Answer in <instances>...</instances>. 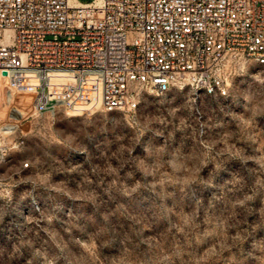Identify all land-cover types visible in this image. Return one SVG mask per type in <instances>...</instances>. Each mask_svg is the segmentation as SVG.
<instances>
[{
    "label": "rangeland",
    "instance_id": "374dc122",
    "mask_svg": "<svg viewBox=\"0 0 264 264\" xmlns=\"http://www.w3.org/2000/svg\"><path fill=\"white\" fill-rule=\"evenodd\" d=\"M43 79L58 104L36 113ZM43 79L0 81V264H264L261 67L226 96L144 90L135 112L102 111L97 73Z\"/></svg>",
    "mask_w": 264,
    "mask_h": 264
},
{
    "label": "built area",
    "instance_id": "2783aa9c",
    "mask_svg": "<svg viewBox=\"0 0 264 264\" xmlns=\"http://www.w3.org/2000/svg\"><path fill=\"white\" fill-rule=\"evenodd\" d=\"M247 62L264 70V0H0V81L21 69L97 72L107 113L137 111L144 90L226 96ZM45 81L28 93L36 113L58 104Z\"/></svg>",
    "mask_w": 264,
    "mask_h": 264
},
{
    "label": "bare ground",
    "instance_id": "6f19581e",
    "mask_svg": "<svg viewBox=\"0 0 264 264\" xmlns=\"http://www.w3.org/2000/svg\"><path fill=\"white\" fill-rule=\"evenodd\" d=\"M15 71H17V70H15ZM56 71H58V72H60V71H66V70H56ZM53 72V71H52ZM85 72H90V71H85ZM94 73H97V72H94ZM99 76H100V78H101V88H93L94 90H97L96 91V93H98V94H100L101 93V99H102V104H103V88H104V84H103V78H102V76L100 75V73H97ZM95 84V83H94ZM19 111H22L21 109H19Z\"/></svg>",
    "mask_w": 264,
    "mask_h": 264
},
{
    "label": "water",
    "instance_id": "95a60500",
    "mask_svg": "<svg viewBox=\"0 0 264 264\" xmlns=\"http://www.w3.org/2000/svg\"><path fill=\"white\" fill-rule=\"evenodd\" d=\"M7 73H5V75H6Z\"/></svg>",
    "mask_w": 264,
    "mask_h": 264
}]
</instances>
